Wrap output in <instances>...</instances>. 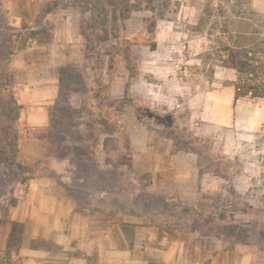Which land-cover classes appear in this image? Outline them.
Instances as JSON below:
<instances>
[{
	"label": "rangeland",
	"instance_id": "374dc122",
	"mask_svg": "<svg viewBox=\"0 0 264 264\" xmlns=\"http://www.w3.org/2000/svg\"><path fill=\"white\" fill-rule=\"evenodd\" d=\"M69 26L83 36L79 57L73 42L52 46ZM100 31L108 51L94 73L85 47ZM244 49L264 60V0H0V264H112L111 248L126 250L125 264H264V99L227 102ZM57 77L55 132L30 126ZM105 85L123 109L133 171L116 188L83 182L76 196L37 165L54 141L58 170L91 171L68 151L69 133L83 140L84 100ZM208 109L233 119L216 126ZM34 183L59 187L66 236L77 197L93 200L102 212L76 210L78 228L103 242L60 247L56 219L28 209Z\"/></svg>",
	"mask_w": 264,
	"mask_h": 264
},
{
	"label": "trees",
	"instance_id": "16d2710c",
	"mask_svg": "<svg viewBox=\"0 0 264 264\" xmlns=\"http://www.w3.org/2000/svg\"><path fill=\"white\" fill-rule=\"evenodd\" d=\"M134 8L138 11L140 7L135 3ZM104 30L107 31L108 29L105 27ZM102 32L103 31H100L96 35L100 42L99 44L87 46L88 52L91 51L90 57L93 60L91 68L94 70V73L99 71L101 67L100 61L107 50L104 41H107L105 38L109 36V33L104 38ZM110 33L113 34V31L111 30ZM115 36L116 38L118 37L117 34ZM152 48L155 50L157 48L156 44H154ZM250 53L251 51L244 49L232 55L231 68L236 70L238 74L237 81L234 84L235 103L246 98L264 99V78L260 75L264 71V60L254 57L253 55L252 57H249ZM108 55H111L113 63L115 59H118L119 53L114 55L110 52ZM132 60L136 62V60L139 61L141 59L133 56ZM90 93L88 99L84 100V109L86 112L85 119L88 120L85 127L86 131L83 133L82 141L84 142V145L83 143L80 144V142H82L81 139H79L80 134L75 131L69 133L70 138L72 137L71 139L74 138L75 140L73 142L74 144L67 148L69 152L76 155V162L83 159L88 160V163L91 164V171L87 175H81L76 171L77 166L75 161H72L70 167L68 165L64 166L63 171L58 170L55 167L58 146L54 141L52 154L46 160L40 161L37 165L39 167L49 168L52 172H50V175L40 173L38 177L52 176L61 178L68 189L76 194V196H78L77 192L82 188L81 185H83V182H85V186L92 187L95 185L100 189H107L108 187L116 188L122 184V181H119V179H121V177L119 178V173H122V175L123 173L131 174L133 171V153L130 150L128 135L125 128L119 123V119L123 112V109H120L119 107L120 103L118 101L110 100V88L108 85L102 87L93 86L90 89ZM97 98H101V100L104 101L103 108H98L99 104ZM76 111L77 113L80 112V110ZM55 124L56 123L53 122L52 117L50 127L51 132H55ZM112 139H116L117 141L116 148L114 150L106 149L107 142ZM51 163L54 168L51 167ZM57 174L59 176H57ZM109 181L111 184H109ZM99 192H101L100 194L105 193L104 191ZM77 198L82 208H90V212L95 214L102 212L99 211V207H95L94 203L91 204L93 200L90 201V205H86V203L84 204L83 199L79 197Z\"/></svg>",
	"mask_w": 264,
	"mask_h": 264
},
{
	"label": "crops",
	"instance_id": "0c3cea01",
	"mask_svg": "<svg viewBox=\"0 0 264 264\" xmlns=\"http://www.w3.org/2000/svg\"><path fill=\"white\" fill-rule=\"evenodd\" d=\"M61 34L64 35L62 38H59L55 43L52 44L56 49H62L67 47L73 42L75 43L76 52L75 57L78 55L79 57V51L82 52V49H84V42H83V36L81 35L80 28L77 27H64V31H61ZM87 49V46L85 47ZM53 49V47H52ZM53 58V53L52 57ZM53 82L54 88L48 92V95H43L44 97H48L50 99L49 103H47L45 109H40V112L37 113L38 115H30V126H36L38 128H46L50 130L51 127V113L52 109L51 107L54 106V104L57 102V99L59 98L61 94V79L60 78H54L51 80ZM230 99L227 100V102L230 104L235 101V87H232V91L230 89ZM204 112H207L208 114H212V116L215 118L212 122H214V125L219 126L220 124H224L227 122V120L233 119L232 114H224L216 111V109H208ZM263 113V111H262ZM259 123L258 121H253V124ZM262 123V122H261ZM263 124V123H262ZM48 158V157H47ZM46 160V159H45ZM135 162L134 156H133V164ZM66 191H70L68 187L65 185ZM59 187H49L48 185H39L37 183H34L30 186L29 192H28V202H26L28 209L38 210L42 211L43 217L46 216V219L53 218L56 219V225H54V229L60 233L59 238L57 239V244L60 245V247L64 249H73L72 247H77L79 245L82 247L85 244H88L92 241L94 242H103V235L99 234L96 236L89 237L87 234H83L80 232V229L78 228V222H79V215L81 213L77 212L76 210L82 209L78 198L76 199V203L72 208V214H70V227H69V235L66 236L64 230L62 229L63 226L66 224V219L68 216L62 211L63 204L61 198H59V194H61L59 191ZM84 208V207H83ZM66 212V211H65ZM67 213V212H66ZM25 216V215H24ZM27 216V215H26ZM45 226L49 223H43ZM52 225V226H53ZM79 231V232H77ZM92 239V240H91ZM69 244V247H67ZM110 248V247H108ZM107 248L106 254L102 253L100 256H103L105 258H108L109 255L107 254V251L109 252V249ZM111 258L113 259L112 264H125L124 257L126 255V250H123L121 248H111ZM102 263V262H101ZM100 263V264H101ZM105 264H108L107 262Z\"/></svg>",
	"mask_w": 264,
	"mask_h": 264
}]
</instances>
